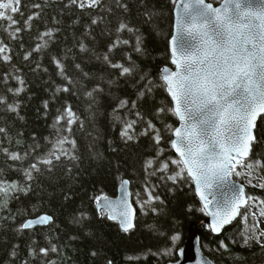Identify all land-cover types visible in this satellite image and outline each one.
I'll list each match as a JSON object with an SVG mask.
<instances>
[{
    "label": "trees",
    "instance_id": "16d2710c",
    "mask_svg": "<svg viewBox=\"0 0 264 264\" xmlns=\"http://www.w3.org/2000/svg\"><path fill=\"white\" fill-rule=\"evenodd\" d=\"M206 1L217 6L223 0ZM175 5L174 0H98L81 7L72 0H20L12 14L17 23L10 27V21L0 20V45L7 46L0 54V183L6 189L0 193V264H170L178 260L191 224L201 225L202 248L214 263L264 264V236L260 242L250 238L264 230L259 204L264 188L258 186L264 168L238 164L233 170L252 199L221 236L205 224L207 213L187 172L170 179L178 171L171 161L180 159L172 149L179 121L161 70L172 67ZM122 24L127 28L121 30ZM114 64L132 71L122 74ZM122 101H127L123 107ZM69 106L79 119L57 123ZM131 122L128 139L123 132ZM63 137L75 146H58ZM256 137L245 164L264 162V115ZM52 152L60 159L42 163ZM8 153L23 158L13 160ZM33 164L39 170L29 178ZM124 180L137 208L136 227L129 232L97 209V198L117 197ZM43 215L53 218L49 226L21 227ZM174 235L179 240L174 242ZM45 248L46 254L40 251Z\"/></svg>",
    "mask_w": 264,
    "mask_h": 264
},
{
    "label": "snow or ice",
    "instance_id": "6c2138e0",
    "mask_svg": "<svg viewBox=\"0 0 264 264\" xmlns=\"http://www.w3.org/2000/svg\"><path fill=\"white\" fill-rule=\"evenodd\" d=\"M177 2L179 7L175 23L176 34L172 36L170 45L172 63L179 71L167 67L162 70V80L174 101L173 112L184 122L181 128L175 130L176 139L172 141V147L179 153L181 159L171 161L178 165V171L170 179L175 181L177 176L187 171L195 180L198 189H207L211 188L215 181L226 179L237 164L241 168L253 169L254 166L264 168L262 161H248L245 164L239 159L240 157L247 159L251 154L252 145L258 142L255 133L256 118L264 112V12L257 16L260 23L255 24L247 19L254 14L243 11L240 0H224L223 11L213 7L212 3L206 0H174V3ZM72 3H79L81 7H91L98 4V0H72ZM19 4L20 0H0V20L10 21V27L15 25L17 21L13 19L12 14L19 11L17 7ZM229 5H234V9ZM120 28L123 30L127 25L122 24ZM15 31L19 32L20 29L17 28ZM43 35L50 36L51 33L46 32ZM139 44L138 39L137 51H140ZM6 47L0 45V54L5 52ZM39 47L38 45L37 49ZM2 58L9 60L10 56L3 55ZM57 64L59 65V61ZM112 66L122 69V74H130L132 71L123 64ZM88 95L91 96L92 93L89 92ZM2 99L0 97V100ZM126 103L127 101H122L121 107ZM159 111L162 112L164 109L161 108ZM78 119L69 106L66 114L57 117V123L63 120L71 125ZM132 123L134 122L129 123L123 132L128 139H132L127 131L132 127ZM149 126L154 127L151 124ZM67 131L71 132V127ZM159 139L157 135V142ZM66 142L75 146V141H68L67 137L59 139L57 145ZM4 151L7 152V149ZM60 151L68 157L69 150L61 147ZM8 154L13 160L23 158L20 153ZM49 157L41 162L50 165L53 159H60L55 152L49 153ZM151 163L148 162L149 166ZM163 168L167 169L168 163L163 164ZM32 170H39L37 164L31 165L29 178ZM261 180L258 186L264 188V178ZM124 184L126 185L127 181H124ZM4 192L6 189L0 183V193ZM148 194L151 197V192ZM97 199L99 202V198ZM201 199L207 201V196L203 192ZM250 199L252 197L246 199L243 197L241 187L239 191H233L229 198L218 200L215 210L209 213L213 217L209 227L219 232L224 225L231 222V219L241 215L239 211L241 204L247 207V200ZM115 203V201L109 202L108 206ZM253 203L256 201L254 200ZM259 204L264 205V200H259ZM117 206L121 208L119 213L121 230L128 232L135 227L133 222L135 209L131 210L130 215L126 200H122ZM201 211L204 209L202 208ZM260 215L264 216V207L260 208ZM252 216L256 220L253 227L258 228L256 213H252ZM108 218L114 219L111 215ZM243 219L247 220V216L244 215ZM51 220V216L43 215L26 221L21 227L29 229L49 223ZM217 224L219 227H215ZM260 236H264V230L260 231L259 236L253 233L250 238L260 242ZM179 238L178 235H174L172 240L175 242ZM223 246L227 247V245ZM261 246L264 247V243ZM51 250L57 249L53 245ZM40 251L46 254L48 249ZM166 254L171 255V251L168 250ZM179 254L185 255V250L180 249ZM108 264L112 262L109 261Z\"/></svg>",
    "mask_w": 264,
    "mask_h": 264
},
{
    "label": "water",
    "instance_id": "95a60500",
    "mask_svg": "<svg viewBox=\"0 0 264 264\" xmlns=\"http://www.w3.org/2000/svg\"><path fill=\"white\" fill-rule=\"evenodd\" d=\"M207 2V1H206ZM240 3L242 4V10L243 11H250L251 13H253L254 15H250L247 19L251 20L253 23L255 24H259L260 20L257 19V16L259 14H261L262 12H264V0H240ZM213 5V4H212ZM178 2L175 5L174 8V27H173V35L176 34L175 32V23H176V19H177V10H178ZM213 7L215 8H220L223 11L224 8V0L217 6L213 5ZM230 8L234 9V5H229ZM172 35V36H173ZM171 41V39H170ZM170 52H171V45H170ZM172 52H171V65L172 67H167L169 69H172L174 71H179V69L176 67V65H174L172 63ZM165 68V67H164ZM163 68V69H164ZM162 69V70H163ZM162 70H161V76H162ZM170 97L172 98L171 94L169 93ZM173 101V99H172ZM173 105H174V101H173ZM264 115V112H261L257 118H256V129H255V133L257 130V125L258 122L260 120V118ZM177 116V115H176ZM179 124H178V128H181L182 125L184 124L183 121H181L179 119V117L177 116ZM175 129V130H176ZM176 139L175 136V131L173 133V140ZM253 147V145H252ZM174 153L176 154V156H179V153H177V151L175 150V148H173ZM250 157V155L247 157V159ZM181 159V158H180ZM240 160H247L244 157H240ZM187 172V171H186ZM188 174V173H187ZM189 176V175H188ZM190 177V176H189ZM193 182H194V187H195V192L197 197L202 201L204 208L207 212L208 218L207 221L205 222L206 225H210L212 223L213 217L211 215H209L210 212L215 210L216 207V203L218 200H224L229 198L232 195L233 191H239V189L242 187L243 188V197L246 199L248 197L247 194V188L244 184H242L239 180H237L235 178V176L233 175V171L231 172L230 175H228L226 177V179L224 180H217L215 181L211 188H207V189H198L195 180L190 177ZM124 181H127V184H124ZM122 181V183L119 185V189H118V195L115 198H103L99 201V203L97 204V209L100 213H106L107 216L109 217V215L113 216L114 219H109L110 221L113 222H117L119 224V213L121 211V208L118 207L117 205L122 201V200H126L128 205H129V213L130 215L131 210L135 209V213H134V219L133 222L135 224L136 227V221H137V208L134 205L133 202V195H132V190H131V184L128 180H124ZM201 192H203V194L205 196H207V201L202 200L201 199ZM115 201V204H112L110 207L109 202ZM249 201L247 200V206L249 205ZM246 207L241 204L240 206V213L242 212L243 209H245ZM48 216V215H47ZM240 218V215L235 216V218L231 219V222L224 225V227L219 231V232H215L211 229V231L213 232V234L215 236H221L223 235L238 219ZM37 219V218H36ZM34 220V219H31ZM53 222V218L49 223L46 224H42V225H36L34 227H31L29 229H25V230H33V229H37V228H42V227H47L49 226V224H51ZM120 226V224H119ZM134 227V228H135ZM215 227H219V224L215 225ZM134 228L130 229L129 231L134 230ZM128 231V232H129ZM188 239L185 243V245L181 248L185 250V255L181 256L178 252V260L176 262L170 263V264H216L214 263L204 252L203 248H202V244H201V225L200 224H191L189 227V232H188Z\"/></svg>",
    "mask_w": 264,
    "mask_h": 264
}]
</instances>
